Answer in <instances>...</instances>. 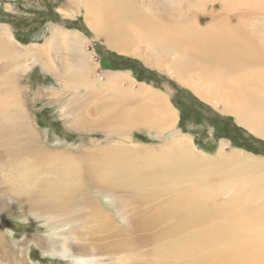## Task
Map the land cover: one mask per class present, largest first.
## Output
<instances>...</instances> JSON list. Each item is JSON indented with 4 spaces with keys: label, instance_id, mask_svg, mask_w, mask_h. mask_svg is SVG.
Instances as JSON below:
<instances>
[{
    "label": "rangeland",
    "instance_id": "obj_1",
    "mask_svg": "<svg viewBox=\"0 0 264 264\" xmlns=\"http://www.w3.org/2000/svg\"><path fill=\"white\" fill-rule=\"evenodd\" d=\"M81 1L0 0V31L12 34L22 46L34 43L32 48L19 46L22 51L36 50L37 46L40 50L39 58L35 59L32 56L27 60L3 57L9 65L5 72L11 79L6 84L0 82V100L14 98V102L22 106L36 130L34 146L51 153L58 152L78 165L79 179L85 186L84 190L74 193L71 206H65L67 196L63 195L67 194L61 195L59 200L65 210L61 209L59 202L50 204L46 187L37 178L30 176L32 174L23 178L12 168L11 161L14 160L2 152L8 141L0 137V264H183L178 250L186 240L221 229L236 214L258 208L264 202V188L259 194L233 200L230 205L224 202L230 192L205 201V207L222 202L223 209L202 225L184 223L182 213H176L172 220H161L160 225L153 228L142 215H153L161 203L160 206L169 207L172 197L181 199L193 190L194 182L175 186L169 176H162L160 186L150 185L146 191L137 193L123 184L117 187V179L109 178L107 183L99 179L102 165H112L116 160L113 155L122 152L119 155L123 163L133 162V166L138 167L142 161L140 157H151L187 138V144L194 152L217 161V166L206 171V174L210 173L209 184L213 185L233 179L220 177L226 171L244 168L242 163L251 158L264 160V144L258 143L259 140L264 142V137L251 132L233 115L223 112L219 105L200 98L188 78L185 81L168 77L138 57L130 56L128 52L137 49L134 37H142L136 24L130 23L126 28L132 30L130 50L119 52L112 49L104 35L87 23L85 3ZM141 1L134 0L135 5L141 7ZM162 6L164 11L170 10L168 2H162ZM215 9H220L219 3L213 7L205 4L198 15L203 24L196 27H208L209 18L218 16ZM231 15L226 12L223 16L229 25L247 21L241 16L231 18ZM53 27L57 28L58 37L52 35ZM70 30L86 37L85 47L92 52L96 64L90 80L86 82L65 81L66 75L72 71L65 69L70 53L61 32ZM17 36L23 40H18ZM84 52L87 51H81V54ZM167 58H172V55L159 54L158 59H164L160 65L165 64ZM3 59L0 63L4 62ZM179 65L177 60L173 61L172 70H178ZM109 73L114 75V79ZM182 75L193 77L194 69ZM114 82L119 88L131 87L129 89L134 92L146 85V89L157 92L173 108L176 121L170 123L165 120L157 127L138 123L141 111L127 109L137 107V102L145 100L147 94L143 92L137 102L126 103L122 109L128 111L126 114L129 116L134 113L136 116H132L137 118L136 121L125 124L113 119L110 116L112 108L106 106L110 105L106 101L108 92L113 91L111 86ZM234 128L241 131H234ZM17 135V140L24 136ZM250 135L255 141L249 138ZM223 141L227 144L222 145ZM225 153L241 154L244 159L242 162H220ZM28 158H23L21 164L24 165ZM259 171L260 167H253L245 176ZM154 182L156 180L151 183ZM80 193L84 194L83 198ZM86 194L88 201H83ZM128 196L132 199H129L131 205L128 204ZM32 204L38 208H29ZM91 210L101 212L102 216L97 217ZM263 221L264 218L259 222L262 232ZM214 245L223 248L230 244L215 239ZM185 254L197 260L205 253L201 249H193Z\"/></svg>",
    "mask_w": 264,
    "mask_h": 264
},
{
    "label": "bare ground",
    "instance_id": "obj_2",
    "mask_svg": "<svg viewBox=\"0 0 264 264\" xmlns=\"http://www.w3.org/2000/svg\"><path fill=\"white\" fill-rule=\"evenodd\" d=\"M81 2L85 3L87 23L97 33L104 35V39L112 49L119 52L130 50L132 30L126 28L130 23L136 24L142 32V37H134L137 40V49L130 50L128 52L130 56L138 57L153 69L164 72L168 77L185 81V78H188V82L200 98L219 105L223 112L233 115L251 132L264 137V0H142L141 7H137L134 0H82ZM162 2H168L170 10L164 11ZM215 3L220 4V9H215L218 16L209 18L208 27L197 28L196 26L203 24L198 15L201 14L204 5L213 7ZM226 12L230 15L234 14L231 18L241 16L247 21L229 25L223 17ZM56 30L57 28L53 27L52 35L58 37ZM61 36L70 53L65 69L72 71L66 75L65 81L90 80L89 77L92 76L96 64L92 52L85 47L86 37L72 30L62 31ZM120 37L122 40L119 39ZM33 44L22 46L14 40L12 34L0 31V59L8 57L16 60L23 57L27 60L29 56L34 59L39 58V46L36 50H21V47L32 48ZM84 50L87 52L81 54ZM159 54H170L172 58H167V62L160 65L164 59H158ZM175 60L180 63L178 70L176 68L172 70V62ZM4 62L0 63L2 84H6L11 79L5 72L9 67L8 62ZM192 69L195 76L182 75ZM61 70L60 66L59 71ZM109 76L114 79L113 74ZM119 79L126 81V78ZM111 87L113 91L108 92L106 101L110 105L106 106L112 108L110 116L113 119L125 124L136 121L137 118L133 117L136 116L134 113L129 116L126 114L128 111L122 109L126 103L137 102L140 93L143 92L147 94L146 101L137 102V107L126 108L130 111H141L139 112L141 119H137L138 123L147 127H157L165 120L170 123L176 121L177 115L173 112V108L162 100L157 92L146 89V85L137 86L135 92L129 89L131 87L119 88L120 86L118 87L115 82ZM5 98L0 100V137L8 141V144L2 152L15 161H11L12 168L18 171L21 177L28 178V174H32L30 176L37 178L39 183L46 187L45 193L50 204L55 205L59 202L61 209L65 210L59 200L61 195L67 194L63 195L67 196L65 206H71L70 204L74 203V193L85 189L82 180L79 179L81 174L78 175L79 166L65 159L58 152L51 153L42 147L34 146L33 139L37 138V135L29 117L22 106L14 102V98L13 100ZM112 101L114 106L111 107ZM17 134L24 136L17 140L18 137H15ZM187 141L189 143L186 138L179 145L166 147L165 151L151 157L147 155L140 157L142 161L138 167L133 166V162L123 163L120 158L122 152H119L121 155L110 153L117 161L113 160L110 166L100 164L102 169L98 174L99 179L105 183L109 178L117 179V187L123 184L137 193L146 191L150 185L160 186L162 176H169L175 186L184 182H194L193 190L180 197L181 199L172 197L170 200L172 204L169 207L164 208L160 206L161 203L159 207L156 206L157 211L153 215H142L149 220L153 228L158 227L161 220L162 222H166V218L172 220L176 213H182L184 223L202 225L223 209L222 202L205 207V201L230 192L224 201L230 205L233 200L259 194L264 188V160L257 157L242 163L244 168L226 171L220 177H232L230 181L224 180L218 182L219 185L218 183L210 185L208 181L210 173L206 174V171L217 166V161L194 152ZM225 144L227 143L223 141L222 145ZM27 156H29L27 162L22 165L23 158ZM243 159L244 155L225 153L221 156L220 162H242ZM253 167H260V171L245 176ZM152 180L156 182L151 183ZM80 194L83 198L84 194ZM87 198L86 194L83 201H88ZM130 198L128 196V204L131 203ZM29 208H38V206L32 204ZM91 213L97 217L102 216L101 212L91 210ZM82 217L85 218L84 214ZM263 218L264 202L256 209L244 214H236L225 222L221 229L186 240L178 250L179 258L183 264H264V232L259 225ZM215 239L230 245L223 248L212 246ZM193 249L203 250L204 257L196 260L194 256L189 257L185 254Z\"/></svg>",
    "mask_w": 264,
    "mask_h": 264
},
{
    "label": "trees",
    "instance_id": "obj_3",
    "mask_svg": "<svg viewBox=\"0 0 264 264\" xmlns=\"http://www.w3.org/2000/svg\"><path fill=\"white\" fill-rule=\"evenodd\" d=\"M17 39L19 40V39H22V38H20V37H18V36H17ZM22 40H23V39H22ZM24 41H25V40H24ZM137 79H139V80H140V79H141V77H138ZM38 121H39V120H38ZM38 123H39V122H38ZM233 130H234V131H235V130H236V131H241V130H240V128H239V129H237V128H234ZM249 138H250L251 140H254V138H253L251 135L249 136ZM254 141H255V140H254ZM256 142H257V141H256ZM258 143L264 144V142H262V141H260V140H259V142H258Z\"/></svg>",
    "mask_w": 264,
    "mask_h": 264
}]
</instances>
